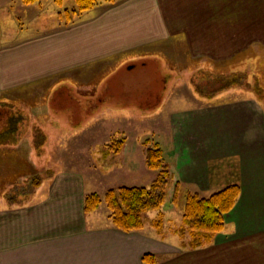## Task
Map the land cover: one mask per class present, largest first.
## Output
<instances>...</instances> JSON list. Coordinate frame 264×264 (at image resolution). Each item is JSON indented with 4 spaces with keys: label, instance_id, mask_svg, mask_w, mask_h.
Wrapping results in <instances>:
<instances>
[{
    "label": "crops",
    "instance_id": "obj_1",
    "mask_svg": "<svg viewBox=\"0 0 264 264\" xmlns=\"http://www.w3.org/2000/svg\"><path fill=\"white\" fill-rule=\"evenodd\" d=\"M107 3L95 20L82 26L70 25L69 14L68 23L48 29L44 0L29 5L0 0V109L8 110L0 115V172L5 173L0 175V264H146L145 254H152L155 264H264V118L255 122L250 112L258 108L256 101L207 104L191 117V131L201 129L197 133L207 161L206 190L212 194L229 185L240 189L235 206L224 215L222 232L200 248L180 247L176 228L157 230L148 224L137 231L118 230L107 212H101L104 203L84 213L85 196L97 193L102 199L105 192L84 182L70 164L51 169L37 160L33 165L41 167L43 175L24 193L27 182H19L18 158L24 155L20 145L34 140L33 133L20 135L21 123L9 128L8 117L12 121L21 111L25 119L20 117L31 120L30 125L44 117L43 100L52 82L70 80L89 87L120 60L153 53L166 56L163 48L168 45L171 58L178 56L181 45L187 62L200 64L188 78L201 73L206 64L221 76V68L234 57L253 60L264 53V0ZM34 10L35 21L40 20L37 30L30 29L31 15L15 26L22 14ZM38 92L41 97L34 96ZM255 126L262 130L254 132ZM188 159V155L180 159L178 171L184 172L181 168ZM191 173L195 178L199 172Z\"/></svg>",
    "mask_w": 264,
    "mask_h": 264
},
{
    "label": "rangeland",
    "instance_id": "obj_2",
    "mask_svg": "<svg viewBox=\"0 0 264 264\" xmlns=\"http://www.w3.org/2000/svg\"><path fill=\"white\" fill-rule=\"evenodd\" d=\"M44 2L48 29L68 23L70 20L66 19V11L71 15L70 25L82 26L95 20L103 8L109 7L107 2L100 0L93 10L74 15L73 10H77L75 0H62V5L61 0H56L57 4L55 0ZM28 15L34 17L30 29L37 30L40 20L35 21L38 17L35 10L22 14L21 19L15 21V26L24 24L22 20ZM93 30L99 34L102 32L100 28ZM163 49L166 56L153 53L120 60L96 77L89 87H78L70 80L68 83L66 80L52 82L43 100L47 102L45 116L35 118L33 125H30L31 120H24V123L21 111L18 112L20 115L16 114L11 124L21 123L20 135L31 134L32 131L30 136L34 139L20 145L24 148V155L18 158L21 163L19 182H27L23 186L24 193L32 190L31 185L39 181L40 174L43 175V169L34 166L37 160L51 169L64 163L75 166L83 181L90 183L98 193L121 186L149 187L159 171L147 168L146 152L150 147L158 146L172 179L181 183L182 194L178 206H174L171 201L173 190L168 189L171 196H168L160 212L150 211L143 215L144 224L151 222L153 225L156 220H161L163 228L181 227L185 194L197 193L207 197L211 193L203 182L207 161L203 156L201 129L197 131L199 133L191 131L194 125L191 124V117L198 111H204L203 106L207 104L232 105L241 101H256L258 108L250 109V112L255 122L263 120L264 102L244 85L248 82L264 88V53L256 54L253 60L247 58L249 56H238L228 61L226 69L221 68L225 72L221 76L234 84L204 98L196 92L197 89L203 91L202 84L197 81L217 76L209 69L211 65L206 64L200 69L201 73L188 78L190 71L200 64L187 62L185 46H179L178 56L173 54L175 59L171 58L170 45ZM129 63L134 65L130 69ZM188 63L191 69L187 67ZM209 85H206L209 90L217 86L215 83ZM41 94L38 92L34 96L41 97ZM258 129L262 130V127L255 126L254 132ZM116 149L120 151L116 152ZM186 154L189 162L182 166L184 172H180L178 163L180 159H185ZM193 171L199 172L195 178L192 177ZM4 174L0 172V175ZM101 212H107L105 205ZM188 238L189 235H185L177 239L187 242Z\"/></svg>",
    "mask_w": 264,
    "mask_h": 264
},
{
    "label": "trees",
    "instance_id": "obj_3",
    "mask_svg": "<svg viewBox=\"0 0 264 264\" xmlns=\"http://www.w3.org/2000/svg\"><path fill=\"white\" fill-rule=\"evenodd\" d=\"M37 0H22L26 5L32 4ZM100 0H75L77 10L73 12H84L91 10ZM113 2L114 0H102ZM66 14L69 13L66 11ZM197 83H201L203 91L197 89V94L202 97L215 95L218 91L230 88L234 83L227 80L224 76L214 78H204ZM215 83L216 88L209 90L206 86ZM246 89L251 90L259 100L264 102V88L257 85L252 86L250 83L244 85ZM204 93V94H203ZM204 95V96H203ZM8 110L0 109V115L7 113ZM10 117V116H9ZM9 128H11V122ZM5 141V140H3ZM116 152L120 150H115ZM146 166L149 170L159 171L156 179L149 187L140 186H121L116 189H109L103 200L97 193H91L84 198V213H92L104 203L107 210V218L112 225L121 231L131 232L141 230L144 227L143 215L150 211H159L168 199L167 190H173L171 201L174 206H178L182 185L178 180H173L168 167L162 161V151L158 146L150 147L146 152ZM170 195V196H171ZM240 189L237 185H229L219 189L207 197L200 196L197 193H187L184 196L182 210V225L175 230V234L183 238L189 235L187 242L181 240L180 246L183 249H197L209 244L214 236L224 229V215L230 212L235 206ZM151 227L161 230L163 228L161 220L149 222ZM143 261L146 264H155V258L152 254H145Z\"/></svg>",
    "mask_w": 264,
    "mask_h": 264
}]
</instances>
